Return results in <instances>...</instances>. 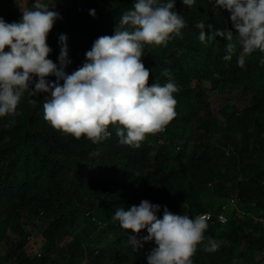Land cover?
<instances>
[{
	"label": "trees",
	"instance_id": "obj_1",
	"mask_svg": "<svg viewBox=\"0 0 264 264\" xmlns=\"http://www.w3.org/2000/svg\"><path fill=\"white\" fill-rule=\"evenodd\" d=\"M15 1L0 0V18L8 23L19 21L28 9ZM60 1V9L43 2L62 17L48 35V58L59 64L58 37L65 34L68 74L83 65L98 37L114 34L121 14L134 3ZM213 4L195 0L189 7L175 0L173 10L186 22L181 36L166 46H144L149 84L167 83L169 77L162 75L167 69L179 91L174 93L177 115L163 131L147 135L139 148L120 144L111 125V137L99 144L53 129L43 118L44 94L25 93L19 115L0 117V264H147L154 241L134 250L128 243L134 234L111 218L117 207L138 206L143 200L161 205L159 218L165 206L174 214L213 215L206 221L205 243L212 238L219 247L205 252L200 245L193 264H261L264 53L246 55L240 67L239 45L225 61L226 40L201 43L199 22L234 31L230 14L214 10ZM93 9L95 16L90 15ZM232 87L250 94L249 101L241 107L210 102L209 90ZM30 99L37 103L30 104ZM231 204L234 210L228 214ZM221 213L229 218L226 224L218 221ZM31 230H38L44 240L36 254L27 249ZM146 235L142 230L137 238Z\"/></svg>",
	"mask_w": 264,
	"mask_h": 264
},
{
	"label": "clouds",
	"instance_id": "obj_2",
	"mask_svg": "<svg viewBox=\"0 0 264 264\" xmlns=\"http://www.w3.org/2000/svg\"><path fill=\"white\" fill-rule=\"evenodd\" d=\"M182 3L191 7L195 0ZM174 8L175 0H134L121 14L114 34L98 37L85 53L83 65L71 74L65 71L71 63L65 34L58 37L59 64L48 58L52 51L48 35L55 21L62 19L49 4L34 0L17 22L0 18V117L19 115L17 107L25 93L30 97L44 94L43 118L53 129L99 144L111 137V125L120 144L139 148L147 135L163 131L177 115L174 93L179 88L169 71L162 72L169 77L167 83L150 85V70L142 62L145 45L166 46L174 36H181L186 22ZM213 9L230 14L234 31L199 22L196 28L201 43L216 37L226 40L225 61L232 59L239 45L240 67L246 55L264 53V0H214ZM95 14L90 10V15ZM28 102L36 104L37 100ZM160 211L161 205L143 200L138 206L117 207L111 217L134 234L128 237L134 250L154 241L147 264H193L200 245L205 252L217 251L214 239L207 238L205 243L208 225L203 217L174 214L165 206L159 218ZM142 230L147 235L138 239Z\"/></svg>",
	"mask_w": 264,
	"mask_h": 264
},
{
	"label": "rangeland",
	"instance_id": "obj_3",
	"mask_svg": "<svg viewBox=\"0 0 264 264\" xmlns=\"http://www.w3.org/2000/svg\"><path fill=\"white\" fill-rule=\"evenodd\" d=\"M44 1L51 2L52 4H54V6L57 9L62 8L64 5V2L60 0H41V2ZM5 2L8 4L16 3L15 0H5ZM18 3L20 4L21 8H22L21 5L26 4L27 8L30 9L32 7V4L34 3V0H19ZM205 84L208 88H210L209 83H205ZM249 99H250V94L249 95L244 94L241 88L232 87V88H228L225 92L209 90V100L214 106L233 105L235 107H241L244 104H246L249 101ZM233 210L234 207L231 204L230 208H228L227 213L229 214ZM30 235L31 236L28 242L27 249L30 254H36L43 246L44 240L41 233L38 230H33V231L31 230Z\"/></svg>",
	"mask_w": 264,
	"mask_h": 264
},
{
	"label": "built area",
	"instance_id": "obj_4",
	"mask_svg": "<svg viewBox=\"0 0 264 264\" xmlns=\"http://www.w3.org/2000/svg\"><path fill=\"white\" fill-rule=\"evenodd\" d=\"M264 185V183H263ZM231 203H236V199H233L231 201ZM226 208V207H225ZM201 217H203L206 221L208 220H211L213 218V215L211 213H205V214H201L199 215ZM218 221L221 223V224H226L228 221H229V218L227 216V214L225 213H221L219 216H218ZM260 263L261 264H264V251L261 253V256H260Z\"/></svg>",
	"mask_w": 264,
	"mask_h": 264
}]
</instances>
